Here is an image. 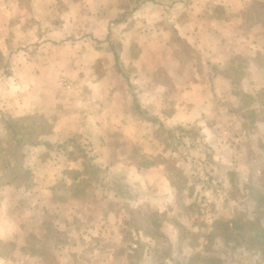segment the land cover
Masks as SVG:
<instances>
[{
  "label": "crops",
  "instance_id": "obj_1",
  "mask_svg": "<svg viewBox=\"0 0 264 264\" xmlns=\"http://www.w3.org/2000/svg\"><path fill=\"white\" fill-rule=\"evenodd\" d=\"M2 113L35 115L47 132L26 131L29 184L0 189V264H45L25 238L50 216L78 222L61 228L69 243L59 264H77L81 247L87 264H118L129 210L177 215L165 159H176L194 203L196 185L215 182L226 194L228 171L263 167L264 0H0L4 136ZM162 129L176 130L175 152ZM83 153L103 170L100 181L67 173L82 171ZM201 162L210 180L193 176ZM2 163L13 170L11 159ZM107 228L109 245L99 241Z\"/></svg>",
  "mask_w": 264,
  "mask_h": 264
},
{
  "label": "rangeland",
  "instance_id": "obj_2",
  "mask_svg": "<svg viewBox=\"0 0 264 264\" xmlns=\"http://www.w3.org/2000/svg\"><path fill=\"white\" fill-rule=\"evenodd\" d=\"M2 62V64H4V60ZM44 132H47V130ZM24 134L25 139L29 138L28 134L30 133L25 132ZM161 136L163 144L165 145L166 142L167 147L175 152L177 138L166 139V134L164 133ZM177 151L179 152V150ZM160 155L161 154L156 158L158 163L161 159ZM179 155L181 156L183 154L179 152L175 155L176 158H179ZM262 161L263 167H259L261 170L264 169V159H262ZM3 162H5V160H3ZM168 163H172V161ZM2 165L3 166L0 167L2 171L0 189L4 190L7 188L4 191L10 192L15 190L14 188L17 187L18 184H24L23 178L19 172L10 170L9 168H3L5 165L4 163H2ZM192 167H194V165ZM249 172L254 173L256 170L255 168L243 170V175L239 176L241 182L248 178ZM183 176L179 178L175 177V182H179L178 184L181 185V187L177 189L179 192L177 201L172 207L173 210H176L177 215H164L165 217L159 215L162 222L161 229L165 237L151 239L147 234L134 232L131 230L132 228L125 227L122 234H120V239L123 242L121 244L122 247L116 250L119 255L118 264H127V262L130 264H212V260H218L217 264H264L256 253L247 250L244 245L238 242V238L234 237L232 233L220 232L212 226L215 218L223 217L231 219L239 215H244L245 217L257 215L260 217V221L264 226V207L254 212L253 208L256 203H254L251 196L248 195V191L243 189V186L239 185L240 187L238 190L235 187L232 193L226 190L227 193L225 194V192L223 193V186L221 187L215 182L212 184H206L205 182V185H196V189L198 188L199 190L200 188L201 191L196 198L197 202L194 203L188 200V196H191L192 191V194L194 193V198L195 191L185 183L186 180ZM193 176L197 177L199 182L210 180V175L205 168V162L196 164ZM262 182L264 183V178ZM22 195L23 197L28 195L26 190L23 191ZM40 196L44 198L40 201L41 204H46V194ZM185 197L187 200L183 199ZM33 202H35V200H33ZM25 204L28 205L26 200ZM39 208H41V205ZM51 217L53 216L48 218ZM45 221L46 219L42 221V223L46 226ZM140 223L141 222L136 221V226L143 227L144 225ZM41 224L39 228H45V226ZM116 226L118 227V225ZM26 227L30 226L26 225ZM107 230L102 231L103 237L99 239V241H103L105 244L109 245L111 244L109 240L114 234L110 232V228H107ZM39 235H41V233H39ZM95 242V238L93 241H89V247L95 245ZM83 243L85 242L83 241ZM9 248V251H11L12 247L9 246ZM81 248L80 251L82 253H79V256L85 258L84 261L81 259V264H87L86 260L92 262V257H89V255L85 257V252L88 254L90 249ZM36 249L37 254L41 253L40 247H36ZM25 250L26 248H21L18 251H14V253L18 256L24 253ZM45 264L48 263L45 262Z\"/></svg>",
  "mask_w": 264,
  "mask_h": 264
},
{
  "label": "trees",
  "instance_id": "obj_3",
  "mask_svg": "<svg viewBox=\"0 0 264 264\" xmlns=\"http://www.w3.org/2000/svg\"><path fill=\"white\" fill-rule=\"evenodd\" d=\"M252 9V16L254 13H256L254 17H258V9L256 11V7H253ZM252 16L249 17L250 20L254 18H252ZM136 108L140 113H142L143 110L139 109L138 105H136ZM250 114L251 115L249 119H253L254 112H251ZM1 121L7 133L4 136L0 135V159L4 157L11 159L13 161V171L19 172L21 177L23 178V181L25 182V185H28L33 173L32 168L28 166V163L26 165L27 155L24 152V147L27 143L26 141L29 140H23V138L21 137V139L20 136L23 134V132L26 131H36V133L45 131L47 128V123L45 120L39 119L35 115H29L25 118L19 119L12 118L3 113L1 114ZM179 129L181 132H184L182 128ZM175 131L176 130L162 129V132H158L157 136L160 137V135L166 133V139L173 138L175 137ZM176 144H181L179 139L176 141ZM82 155L85 159L82 171L67 170V173L71 176L72 179H77L80 176L87 174L90 181H100L103 170L96 168L84 153ZM169 161H172V163H168ZM142 163L146 164V162ZM149 163L151 162H148V164ZM165 163L169 180L174 185V187H176L177 189L180 188L181 185L178 184L179 182H175V177L179 178L180 176H183V174L177 166L176 159H165ZM227 174L230 184L228 190L231 193L233 192V189L235 187L238 190L240 187L239 185H241L243 186V189L245 191H248V195L251 196L254 203H256L255 207L253 208L254 212H257L264 207V183L262 182L264 178V169L256 173L251 172L248 178L243 182L240 181L239 175L235 170H230ZM100 187H103V185ZM84 189V187H73V191L77 193L82 192ZM114 189L116 190L117 195H128L130 193L129 190H125L124 186L114 185ZM159 215L160 214L157 211L148 212L143 208H139L134 212L132 210H129L128 215L123 218V222L121 225H125L128 228H134L137 231H142L143 234H147L151 239L164 238L165 235L161 229L162 222ZM45 219L47 222L45 221L46 226L44 223L41 224L45 226V228H41V235L30 234L25 238L26 245L29 247L28 251L29 253H31V255L37 254L36 247H40V254L45 262H47L48 264H59V255L63 251L64 245H67V243H69L66 234L61 231V228H63L64 224H69L71 220L59 216H53L51 218ZM136 221L141 222L140 224H143L144 226H136ZM71 223L73 225L77 224V219L74 218ZM212 226L220 232L223 231L232 233L234 237L238 238V242L240 244L244 245L247 250L256 253L264 263V226L260 221V217H258L257 215L253 217H245L244 215H239L234 216L231 219L218 217L214 219ZM9 246L12 247L11 251H9ZM6 249L10 253H12L14 249L13 244L9 243ZM81 259L83 260V256L77 257V264H81ZM211 263L217 264L218 260H212Z\"/></svg>",
  "mask_w": 264,
  "mask_h": 264
},
{
  "label": "built area",
  "instance_id": "obj_4",
  "mask_svg": "<svg viewBox=\"0 0 264 264\" xmlns=\"http://www.w3.org/2000/svg\"><path fill=\"white\" fill-rule=\"evenodd\" d=\"M63 83H65V82H63Z\"/></svg>",
  "mask_w": 264,
  "mask_h": 264
}]
</instances>
